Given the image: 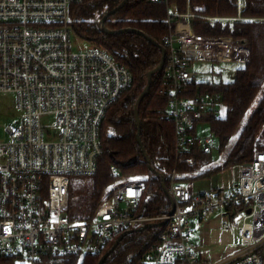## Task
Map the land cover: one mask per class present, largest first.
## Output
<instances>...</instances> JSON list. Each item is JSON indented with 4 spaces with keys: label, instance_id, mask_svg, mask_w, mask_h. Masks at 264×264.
<instances>
[{
    "label": "built area",
    "instance_id": "built-area-1",
    "mask_svg": "<svg viewBox=\"0 0 264 264\" xmlns=\"http://www.w3.org/2000/svg\"><path fill=\"white\" fill-rule=\"evenodd\" d=\"M165 78L169 84L167 117L173 123L178 163L200 165L190 155L211 151L212 137H201L200 123L222 118L226 105L219 92L189 94L194 61L246 64L247 38L210 35L194 29L197 15L179 13L170 0ZM83 0H0V93H12L18 121L9 124V140L0 141V258L12 264H57L60 259L101 253L117 236L154 221L166 228L144 255L142 264H264V151L241 165L230 190L193 194L172 171L168 214H137L145 197L143 179H127L115 165L110 196L89 220L67 212L73 176H92L103 154L102 125L107 110L133 85L130 69L105 47L75 50L72 7ZM244 20V0H237ZM54 116L56 132L45 119ZM250 210V211H249ZM218 221L214 225V220ZM242 221L240 222V220ZM238 242L227 253L207 259L222 243L215 231ZM201 233L200 243L194 240Z\"/></svg>",
    "mask_w": 264,
    "mask_h": 264
},
{
    "label": "trees",
    "instance_id": "trees-1",
    "mask_svg": "<svg viewBox=\"0 0 264 264\" xmlns=\"http://www.w3.org/2000/svg\"><path fill=\"white\" fill-rule=\"evenodd\" d=\"M123 0H83L72 7L73 28L77 36L90 45L108 49L114 58L127 66L133 76V85L107 110L102 125L103 154L98 171L92 176H73L69 186L67 212L73 220H89L100 204L107 199V191L118 177L111 171L115 165L122 176L140 177L147 183L145 197L137 214L156 217L168 214L172 203L160 177L145 159L138 140L135 106L148 83V74L160 63L164 38L169 32L167 8L162 2L128 0L105 22L112 30L136 28L154 39L156 45L138 32L104 33L100 20ZM244 20H226L238 15L237 0H170L179 13L188 8L198 17L194 29L210 35H232L247 38L251 49L250 60L236 70L231 82H198L190 84L189 94L207 90L219 92L225 102V114L211 122L220 141L221 152H226L223 164H214L211 151L194 152L190 156L200 162L191 165L177 161L174 126L167 117L169 84L164 70L154 74L150 91L139 105L142 122L141 139L152 166L170 180L177 167L180 172H198L192 179L209 178L232 165L254 160L258 151H264V0H244ZM144 230L128 232L103 264H142L145 253L156 243L166 228L161 221ZM111 240L99 254L60 259L61 264H99L101 257L117 242ZM0 264H12L11 259L0 258Z\"/></svg>",
    "mask_w": 264,
    "mask_h": 264
},
{
    "label": "rangeland",
    "instance_id": "rangeland-1",
    "mask_svg": "<svg viewBox=\"0 0 264 264\" xmlns=\"http://www.w3.org/2000/svg\"><path fill=\"white\" fill-rule=\"evenodd\" d=\"M74 49L79 50L83 48H87L89 43L83 39L76 40L74 39ZM244 64L235 63V62H228V63H219L214 61H194L193 65L191 66V70L195 72L196 77L195 80L198 82H208V83H218V82H231L234 80L236 75V70L242 67ZM17 110L15 107V96L12 93H0V141H7L9 140L10 136L7 131V127L9 124H15L18 121ZM45 123L49 126L52 132H56L57 129L55 127V118L54 116H49L45 119ZM198 133L199 136L205 137L210 136L212 137L211 142V156L212 161L214 164H223L226 152H221L220 150V141L219 138L215 135L214 131L212 130L211 123H200L198 125ZM200 169L199 171H203ZM197 173L187 174V173H180V182H182L185 186L190 187V190L193 194L199 193H206L210 192L212 187L214 188H223L226 190H230L233 188L240 179L241 176V165H232L230 167L225 168L223 171L214 174L209 178H200V179H192L191 177L194 175L196 176ZM127 179H140V177L131 178L128 175L124 176ZM122 178L115 179V181H121ZM170 184V180L168 179V186ZM114 183L111 187L108 188L107 191H111L113 189ZM242 219L240 220V222ZM218 224V221H215V225ZM200 235H194V240L199 241ZM213 237L216 238V241L220 238L217 236V233L214 232ZM219 237V238H218ZM222 243L216 246V250L222 251L223 253H227L233 249V245L237 244L238 238L237 236L234 237L233 244L227 243L228 236L222 237ZM210 252V251H209ZM213 251L211 252V254ZM61 264V263H57Z\"/></svg>",
    "mask_w": 264,
    "mask_h": 264
},
{
    "label": "water",
    "instance_id": "water-1",
    "mask_svg": "<svg viewBox=\"0 0 264 264\" xmlns=\"http://www.w3.org/2000/svg\"><path fill=\"white\" fill-rule=\"evenodd\" d=\"M128 0H123L121 2V4H119L116 8H114L113 10H111L110 12L106 13L104 15V17L100 20V28L101 30L104 32V33H110V34H114V33H121V32H138L144 36H146L149 40H151L153 43H155L156 45H160L158 42H156L154 39H152L151 37H149L148 35H146L144 32H142L141 30H138L136 28H125V29H122V30H112V29H109L105 26V22L106 20L113 14H115L118 10H120L124 5L125 3L127 2ZM161 48H162V57H161V61L159 63V65L152 71L149 72L148 74V83L146 85V88L144 90V92L140 95V97L138 98V101L136 103V106H135V116H136V123H137V126H138V129H139V133H138V140H139V143H140V146L142 147V151H143V154L145 156V159L146 161L148 162V165L150 167V169L156 173L159 177H160V180L162 182V185H163V188L166 192V194L168 195V197L170 198L171 200V203H172V209H173V199L171 198L169 192H168V188H167V184H166V179L164 178V176L162 174H160L157 170H155V168L152 166L151 164V161H150V158L148 156V153L145 151V149L143 148V142H142V139H141V125H142V122H141V119H140V116H139V105L141 103V101L144 99V97L147 95V93L150 91L151 89V85H152V82H153V77H154V74L157 73V72H160L164 69V66H165V62H166V49L164 48V46L160 45ZM173 211V210H172ZM171 211V212H172ZM250 211V210H249ZM168 221L165 220V221H162L161 223L162 224H166ZM154 225H157V223H146L142 226H140L139 228H137V230H144L146 229L147 227H151V226H154ZM133 230H136V229H133ZM133 230H130V231H133ZM128 231V232H130ZM128 232H125L123 234H121V236L119 237V239L117 240V242L114 244V246L107 252L105 253L100 261H99V264H103V262L106 260V258L111 254V252L117 247L118 243L121 241V239L124 237V235H126Z\"/></svg>",
    "mask_w": 264,
    "mask_h": 264
},
{
    "label": "crops",
    "instance_id": "crops-1",
    "mask_svg": "<svg viewBox=\"0 0 264 264\" xmlns=\"http://www.w3.org/2000/svg\"><path fill=\"white\" fill-rule=\"evenodd\" d=\"M182 173H185V172H182ZM192 173H193V172H190V173L188 172L187 174H190V175H191ZM194 173H196V172H194ZM193 176H194V175H193ZM180 179H181V177L179 176V180H180ZM189 189H190V188H189ZM211 189H214V187H212ZM215 221H217V220H216V219L214 220V222H213L214 225H215ZM215 233H217V236H219L220 238H221V237H224V236H226V237L228 236V239H230V237H231L230 235H224V236H223V235L219 234V232H218L217 230L215 231ZM195 234L198 235L199 232H196ZM219 237H218V238H219ZM196 242H197V243H198V242L200 243L201 241H200V240H199V241L196 240ZM211 252H212V251L209 252V250H203V253H202V254H203V256H205L207 259H209V258H213V257H218V256H220L221 253H223L222 251L220 252V251L217 250V252H216V254H215V256H214V254H213V253L211 254Z\"/></svg>",
    "mask_w": 264,
    "mask_h": 264
}]
</instances>
